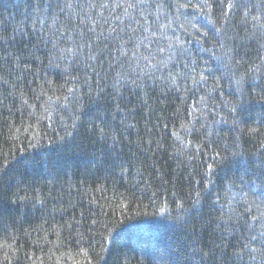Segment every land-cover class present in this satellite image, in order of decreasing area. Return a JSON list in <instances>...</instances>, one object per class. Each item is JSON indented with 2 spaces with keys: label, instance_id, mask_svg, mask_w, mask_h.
Masks as SVG:
<instances>
[{
  "label": "trees",
  "instance_id": "trees-1",
  "mask_svg": "<svg viewBox=\"0 0 264 264\" xmlns=\"http://www.w3.org/2000/svg\"><path fill=\"white\" fill-rule=\"evenodd\" d=\"M85 2L0 0V264H264V0H92L147 47L77 67Z\"/></svg>",
  "mask_w": 264,
  "mask_h": 264
},
{
  "label": "snow or ice",
  "instance_id": "snow-or-ice-1",
  "mask_svg": "<svg viewBox=\"0 0 264 264\" xmlns=\"http://www.w3.org/2000/svg\"><path fill=\"white\" fill-rule=\"evenodd\" d=\"M147 3V0H135V2H129V0H112L110 3L109 0H104L103 3H101L99 6L104 9L112 8L113 12H115L116 9L124 8V15L129 16L130 14L128 12V9H136L138 6H142ZM126 5V7H125ZM57 6H59V0H57ZM233 5L230 3L229 7H232ZM53 7V4L50 2L47 5V9H51ZM83 8L82 14H78L76 17L77 23L73 24L71 23V20L68 25L62 26L57 29V32L59 35L55 37L56 41L64 43L66 46L62 49H59L61 55L63 56L64 54H68L69 56L73 57L72 59V64L76 65L77 67L79 66L78 64V52L80 54H83L84 49L88 48L91 49L94 42H95V52L88 56L87 59L90 61L98 60L101 64H103V60L101 59V56L105 54V52H108L111 54L112 52H118L119 55L116 56V60L112 61L114 64L116 61H118L121 56H127V52L121 49L120 47L116 46L113 48L109 47V41L112 42H117L123 41V37L119 35L117 30L115 28H107L102 31H98V29H103L104 25L99 23L100 19H103V13H100L98 17H94L92 13V9L96 7L94 3H92V0H86L84 4L81 5ZM46 9V10H47ZM143 15V13H141ZM115 19L120 20L121 18L119 16H114ZM254 20L258 19V17H253ZM123 23V21H121ZM211 22V21H209ZM56 21L53 20V24H55ZM136 23H139V21H136ZM104 24H107V21H104ZM121 31H124V29H121ZM218 34H222L221 29H216ZM107 33V34H106ZM79 38L81 43L76 44V40ZM146 39V38H145ZM264 39V37H262ZM125 44L129 42H133V50L134 52L138 51V48L142 45L144 47H147V45L143 44V40L139 42V44H136L133 41V36L130 35L128 37L127 41H123ZM69 44H75L74 47H68L67 45ZM53 47L56 48V44H53ZM264 47V45H262ZM221 48L223 49L222 56L221 57H216L217 61L226 60L228 62H231L235 60V54H234V49L232 47H229L227 44L222 43ZM161 51H163L161 49ZM96 53H100V55H97ZM171 58V57H169ZM238 64L239 61H236ZM110 67L112 66L111 64L109 65ZM166 66V65H165ZM186 67V66H185ZM194 69L188 70L187 75L185 73H180L179 77L181 79L187 80ZM207 77L204 75H200V80H205ZM241 80H237L236 84L239 86L242 82ZM172 82L175 85L176 84V77L172 78ZM193 83H196V81H193ZM69 91H72L71 89ZM177 91L179 89L177 88ZM262 100H264V97H261ZM26 103V102H25ZM243 103V100L241 101ZM232 112L236 111V107H233L231 109ZM68 135H71V133H68ZM197 197H199V193H197ZM194 204L199 203V200H194ZM231 203V201L229 202ZM182 207V206H181ZM223 219V217H221ZM253 220L260 221V217L253 216ZM93 224L96 223V221H92ZM238 226L243 229L245 228V225L239 224ZM253 225L247 224L246 228L251 229ZM261 228L264 229V224H261ZM260 239V245L261 248H264V230L260 231L259 237L257 235H252L251 240L256 241L257 239ZM245 248L248 247V245H244ZM252 252H255L256 249L252 248L250 249Z\"/></svg>",
  "mask_w": 264,
  "mask_h": 264
}]
</instances>
